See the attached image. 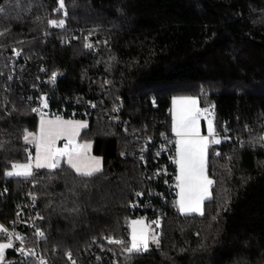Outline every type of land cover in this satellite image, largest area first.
Returning a JSON list of instances; mask_svg holds the SVG:
<instances>
[{
  "label": "trees",
  "instance_id": "obj_1",
  "mask_svg": "<svg viewBox=\"0 0 264 264\" xmlns=\"http://www.w3.org/2000/svg\"><path fill=\"white\" fill-rule=\"evenodd\" d=\"M63 3L0 0V220L51 264H264V0ZM39 93L44 109L87 121L78 139L92 142L101 172L84 177L62 162L5 174L33 157L24 136L37 130L30 97ZM177 96L210 110L219 138L200 215L176 206ZM75 110L87 116L70 117ZM146 200L147 211L134 209ZM153 208L159 243L129 254L130 215ZM4 253L0 264H34Z\"/></svg>",
  "mask_w": 264,
  "mask_h": 264
},
{
  "label": "snow or ice",
  "instance_id": "obj_2",
  "mask_svg": "<svg viewBox=\"0 0 264 264\" xmlns=\"http://www.w3.org/2000/svg\"><path fill=\"white\" fill-rule=\"evenodd\" d=\"M60 7H64L63 0H59ZM0 11H3L0 9ZM50 23L56 24L55 21ZM59 27L64 26V21L60 20ZM90 47V45H86ZM19 53H17L18 55ZM44 71V69H41ZM56 79V73H53L51 80L54 82ZM177 105L181 106L179 110ZM197 100L192 97H180L173 100V131L178 139L177 144V160L179 165V175L176 177L179 181L180 187V201L179 207L181 212L190 211L203 214L201 211V202L204 199V194L208 191V186L212 184V181L204 174V155L208 144L206 137L199 135L197 127L198 116L201 110L196 107ZM35 111V109H34ZM207 112L208 109H204ZM87 127L84 122H60V121H48L43 122L41 125V134L37 139V162L36 167H49L56 168L59 164L58 156L66 155L68 157V163L73 169H75L78 175L84 177H92L96 173L102 171L101 161L97 157H89L87 149L90 147L88 144L80 145L79 148L73 146L69 150V145H73V139L76 135H79V129ZM212 126L209 124V133L212 134ZM65 134L69 135L68 144L65 145L63 150L55 149V140ZM31 133H25L24 139L27 142ZM218 142V141H213ZM30 164L26 165H13L15 171H9L5 174L9 177L15 176H29L31 175ZM142 195L137 193V196ZM78 211V207L72 209ZM141 223V222H137ZM157 223L158 222H154ZM6 229L0 227V232H5ZM40 236L44 234L42 232L37 233ZM17 239H22L17 236ZM153 241L157 244L159 241L155 236L152 237ZM113 241L109 239V243ZM116 243H123L122 241H116ZM12 247L11 239L8 243L0 244V257L3 256L4 249ZM126 251L131 253H140L142 251H148V237L145 230H141L139 234L137 230L133 228L131 237V247H128ZM69 259H71V253H68ZM72 264H76L75 260H72Z\"/></svg>",
  "mask_w": 264,
  "mask_h": 264
},
{
  "label": "built area",
  "instance_id": "obj_3",
  "mask_svg": "<svg viewBox=\"0 0 264 264\" xmlns=\"http://www.w3.org/2000/svg\"><path fill=\"white\" fill-rule=\"evenodd\" d=\"M46 95L44 93H39L38 96L36 97H30L31 100H34L36 103L35 105L30 109L31 113H34L38 116V118H42L44 116H55V117H59L57 112L54 111H50V110H46L43 107V100L45 99ZM90 106L93 107L94 103H90ZM35 109V111H34ZM81 115L82 117H86V110H82V111H72L70 117H77ZM65 143L62 144L63 147H65ZM160 148V152L163 151H168V149L165 147V145L162 143L159 145ZM28 149L33 151L34 150V146L33 145H29ZM141 151V150H140ZM169 161L172 164H175L176 162V156H175V150L173 151H169ZM156 175H159L161 177V180L164 178L165 176V171L164 169H160ZM158 176V178L156 179L157 182L159 183V185H164L166 184V180L163 179V182L160 181V177ZM176 181V179H175ZM176 184V182H175ZM176 188V187H175ZM160 197H162L160 195ZM31 202L34 200V195H31ZM177 206V205H176ZM149 207H151V204L146 200L143 204H141L139 201L136 202V204L134 205V209H136L138 212H145L149 209ZM153 213H157L154 214L152 213V215H147L144 213L143 216H139V217H133V214L130 215L129 220L132 219H136V218H140L145 220L148 224H151L154 226L155 231L158 232L159 231V227L161 224V217H160V213L161 210L159 208L157 209H151ZM154 222H158L154 223ZM0 227L6 229L5 232H0V238H2L5 243L9 242V238L11 239V244L12 247L10 248H15L18 252H22L24 253L25 256L28 257V259H31L34 264H51L46 258L45 256L40 252V251H36L34 248L30 247L27 245L23 235L16 230L15 228H11L7 225H5L1 220H0ZM36 234V233H35ZM17 236L21 237L22 239H17ZM37 241H40V239H37ZM108 264H117V262L115 260L113 261H108Z\"/></svg>",
  "mask_w": 264,
  "mask_h": 264
},
{
  "label": "crops",
  "instance_id": "obj_4",
  "mask_svg": "<svg viewBox=\"0 0 264 264\" xmlns=\"http://www.w3.org/2000/svg\"><path fill=\"white\" fill-rule=\"evenodd\" d=\"M180 97H191V96H177V97H174V98H172V100H171V104H170V113H171V131H172V134H173V136H174V146H175V147H174V148H175L174 150H175L176 160H177V144H176V141H177L178 139H180V138L177 137L176 134H175L174 131H173V116H172V112H173V107H174V106H173V100L176 99V98H180ZM192 98H194V97H192ZM176 107H177V109L179 110V108H180L181 106L177 105ZM196 107L199 108V107H198V103H197ZM42 121H43V122H48V121H60V122H65V123H66V122H69V121L74 122V123H75V122H84V123H86V124L88 125L87 121H84V120H78V119H66V118L55 117V116H49V117L44 116V117H42V118H39V120H38V125H37V130H36V132H35V134H34L33 142L30 143V145H33V146H34L33 157H32V166H31V168H30V171H31V172H32L33 169L38 168V167H36V162H37V159H36V158H37V155H38V153H37V147H36V142H37V139L40 137V134H41V125H42ZM197 127H198V130H199V135H200L201 137H206V138L208 139V141H209L208 144H207V148H206V151H205V155H204L203 167H204V174H205V175L207 176V178L210 180V178H209V176H208V174H207V154H208V149H209V147H210V145H211V144H210L211 137H212V136H215V132H214V130H213V133L210 135V133H209V128L205 127L204 122H203V121H202L201 123L199 122V116H198V121H197ZM85 128H86V127L79 129V135H80L81 131H82L83 129H85ZM79 135H76V136L74 137V139H73V145H69V150H71L73 146L79 148L80 145H84V144H88V145H90V147L87 149V154H88V156H89V157H97V158H99L100 161H101V168H102V166H103L102 158H101L100 156L94 155V154L92 153V142H91V141H79V139H78V138H79ZM68 140H69V135H68V134H65V135L60 136L59 138H57V139L55 140L54 150H55V149L63 150L65 147H63L62 144H63V143L67 144V143H68ZM61 158L63 159V162H64L67 166H69L74 172H76L75 169H73V168L71 167V165L68 163V157H67L66 155L61 156ZM58 159H59V158H58ZM41 168L52 169V168H49V167H41ZM178 175H179V165L175 162L176 205H177V209H178L179 213L182 214V215H189V214L200 215V213H198V212H190V211H185V212H183V213L181 212L180 207H179V203H178V202L180 201V198H181V196H180V187L178 186L179 181H178L177 178H176ZM177 186H178V187H177ZM210 188H211V185L208 186V191H207L206 194H204V199H203L202 202H201V211H202V212H203V205H204V202L210 198V195H211V194H210Z\"/></svg>",
  "mask_w": 264,
  "mask_h": 264
},
{
  "label": "rangeland",
  "instance_id": "obj_5",
  "mask_svg": "<svg viewBox=\"0 0 264 264\" xmlns=\"http://www.w3.org/2000/svg\"><path fill=\"white\" fill-rule=\"evenodd\" d=\"M201 110V113L199 115V122L201 123L202 121L204 122L205 127L209 128V124L211 123L212 126V130H213V119H212V113L210 112V110H208L207 112H204L203 110L205 108H199ZM46 117H49V115H47ZM213 133V131H212ZM33 138H34V134L29 136L28 138V143H32L33 142ZM214 141V136L211 137L210 140V146H212L215 142ZM68 144V143H67ZM61 156H58V158ZM26 164H30L32 166V158L30 160H28L25 163H15L13 165H26ZM13 165L12 167L7 171H15V169H13ZM31 168V167H30ZM54 169V168H52ZM15 176V175H13ZM20 176H24V175H20ZM176 185V184H175ZM178 187V186H177ZM137 222H141V223H137ZM133 228H135L137 230V233L139 234V232L143 229L146 231L147 233V237H148V249L152 246V245H156L157 243L153 241L152 237L155 236L157 240H159V235L158 233L155 231V228L153 225L148 224L145 220L140 219V218H136V219H132L130 220L129 223V240H130V247H131V237H132V231ZM4 241H0V244H4ZM8 249V248H7ZM6 249H4L5 251ZM2 262V259L0 257V263Z\"/></svg>",
  "mask_w": 264,
  "mask_h": 264
},
{
  "label": "water",
  "instance_id": "obj_6",
  "mask_svg": "<svg viewBox=\"0 0 264 264\" xmlns=\"http://www.w3.org/2000/svg\"><path fill=\"white\" fill-rule=\"evenodd\" d=\"M214 141H219V138H215ZM58 160H59V164L58 165H60L63 162V159L61 157H59ZM4 255H5V253H3L2 257H4Z\"/></svg>",
  "mask_w": 264,
  "mask_h": 264
}]
</instances>
